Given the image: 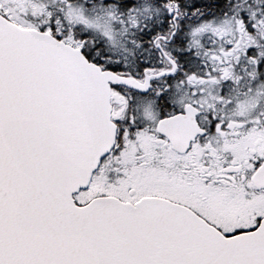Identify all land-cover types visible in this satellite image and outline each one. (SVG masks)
<instances>
[{"label":"snow or ice","instance_id":"1","mask_svg":"<svg viewBox=\"0 0 264 264\" xmlns=\"http://www.w3.org/2000/svg\"><path fill=\"white\" fill-rule=\"evenodd\" d=\"M0 264H264V0H0Z\"/></svg>","mask_w":264,"mask_h":264}]
</instances>
